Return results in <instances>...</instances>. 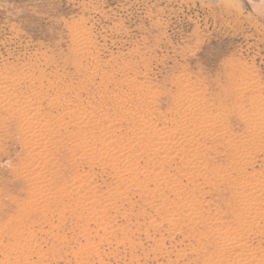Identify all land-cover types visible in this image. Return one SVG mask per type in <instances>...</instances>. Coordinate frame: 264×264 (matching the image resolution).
<instances>
[{"label":"rangeland","instance_id":"374dc122","mask_svg":"<svg viewBox=\"0 0 264 264\" xmlns=\"http://www.w3.org/2000/svg\"><path fill=\"white\" fill-rule=\"evenodd\" d=\"M0 264H264V0H0Z\"/></svg>","mask_w":264,"mask_h":264},{"label":"bare ground","instance_id":"6f19581e","mask_svg":"<svg viewBox=\"0 0 264 264\" xmlns=\"http://www.w3.org/2000/svg\"><path fill=\"white\" fill-rule=\"evenodd\" d=\"M128 83V82H127ZM119 98V97H118ZM9 106V105H8ZM22 106V105H21ZM8 108V107H7ZM21 108V107H20ZM32 108V107H31ZM38 109V108H37ZM35 110V109H34ZM8 111V110H7ZM125 112V111H124ZM38 113V112H37ZM128 114V113H127ZM76 117V116H75ZM80 121V120H79ZM152 122V121H151ZM113 123V122H112ZM104 124V123H103ZM120 125V124H119ZM193 126V125H192ZM206 126V125H205ZM210 127V126H209ZM147 128V127H146ZM200 129V128H199ZM215 129V128H214ZM105 132V131H104ZM175 132V131H174ZM207 132V131H206ZM154 137V136H153ZM106 142V141H105ZM172 147V146H171ZM92 152V151H91ZM39 154V153H38ZM157 172V171H156ZM149 174V173H148ZM153 174V173H152ZM161 181V180H160ZM124 184V183H123Z\"/></svg>","mask_w":264,"mask_h":264}]
</instances>
